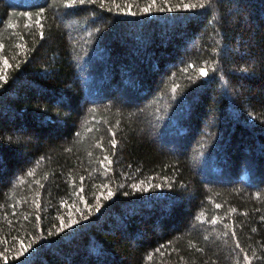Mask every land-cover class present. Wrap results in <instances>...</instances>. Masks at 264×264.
Instances as JSON below:
<instances>
[{
    "label": "trees",
    "instance_id": "trees-1",
    "mask_svg": "<svg viewBox=\"0 0 264 264\" xmlns=\"http://www.w3.org/2000/svg\"><path fill=\"white\" fill-rule=\"evenodd\" d=\"M0 264H264V0H0Z\"/></svg>",
    "mask_w": 264,
    "mask_h": 264
},
{
    "label": "snow or ice",
    "instance_id": "snow-or-ice-1",
    "mask_svg": "<svg viewBox=\"0 0 264 264\" xmlns=\"http://www.w3.org/2000/svg\"><path fill=\"white\" fill-rule=\"evenodd\" d=\"M73 2H75V0H73ZM79 2H80V3H84L85 0H79ZM145 11H148V8H145ZM200 71H201V74H202V75H207V71H206L205 69L202 68ZM114 143H115V142L113 141V144H114ZM109 163H110V161H109Z\"/></svg>",
    "mask_w": 264,
    "mask_h": 264
}]
</instances>
